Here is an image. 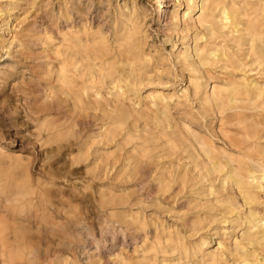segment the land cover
Listing matches in <instances>:
<instances>
[{"label":"clouds","instance_id":"clouds-1","mask_svg":"<svg viewBox=\"0 0 264 264\" xmlns=\"http://www.w3.org/2000/svg\"><path fill=\"white\" fill-rule=\"evenodd\" d=\"M0 264H264V0H0Z\"/></svg>","mask_w":264,"mask_h":264}]
</instances>
